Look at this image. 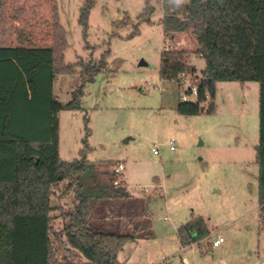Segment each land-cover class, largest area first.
Returning <instances> with one entry per match:
<instances>
[{"label":"rangeland","instance_id":"374dc122","mask_svg":"<svg viewBox=\"0 0 264 264\" xmlns=\"http://www.w3.org/2000/svg\"><path fill=\"white\" fill-rule=\"evenodd\" d=\"M54 2L69 43L64 61L93 58L96 62L106 57L107 70L84 87L82 109L58 114L60 157L69 162L81 158L89 118L88 160L110 173L118 163L125 165L119 178L133 200H102L91 216L98 228L137 230L138 239L124 245L119 260L126 264H264L257 163L259 82H218L215 112L181 115L177 111L181 96L196 101L197 95L188 93L191 82L183 85L161 78L164 46L173 44L161 25L163 0H151V22L141 21L147 0H96L86 36L79 21L85 0ZM7 9L0 11L2 19ZM44 33L36 36L31 30L25 35L49 38ZM182 41L180 47L188 51L194 77L200 80L205 60L195 52L196 39L191 33H180L174 43ZM80 84L79 73L58 74L54 98L69 102ZM202 105L208 107L207 102ZM67 183L59 184L54 197L58 233L65 222L64 211L73 209L72 195L63 194ZM124 215L131 219L130 226L126 222L113 227L125 221ZM196 217L204 218L211 236L184 245L178 230ZM219 231L224 241L214 247ZM60 256L64 264L73 260L66 248Z\"/></svg>","mask_w":264,"mask_h":264},{"label":"trees","instance_id":"16d2710c","mask_svg":"<svg viewBox=\"0 0 264 264\" xmlns=\"http://www.w3.org/2000/svg\"><path fill=\"white\" fill-rule=\"evenodd\" d=\"M95 3L85 0L81 8L79 21L85 36ZM163 8L161 25L166 36L176 39L180 33L193 34L195 52L205 60L198 80L188 51L163 52L161 78L183 84L181 75L186 74L198 87L196 101L179 102V114L215 112L218 82L260 84L257 163L259 211L264 223V0H186L179 4L163 0ZM153 12L151 0H147L141 21L151 22ZM68 44L55 5L51 48L0 47V264H64L63 248L72 256L70 264H126L119 260V252L139 236L137 230L112 232L91 222L96 203L129 199L133 194L114 171L98 170L88 160L89 118L81 158L69 162L60 157L59 112L81 110L84 87L107 70L105 55L96 62L92 58L66 63ZM76 73L81 84L72 99L67 103L55 99L56 76ZM62 181L68 182L63 194L72 195L73 209L64 211L65 222L58 233L54 197ZM177 236L182 244L190 245L211 236V230L203 217H196L181 226Z\"/></svg>","mask_w":264,"mask_h":264},{"label":"crops","instance_id":"0c3cea01","mask_svg":"<svg viewBox=\"0 0 264 264\" xmlns=\"http://www.w3.org/2000/svg\"><path fill=\"white\" fill-rule=\"evenodd\" d=\"M6 6H8V9L5 19H2V16L0 17V47L51 48L53 46V11L51 10L55 6L54 0L0 1V11ZM31 30L34 33L36 31V36L43 35V31L46 30L44 34H48L49 38L36 40L27 37V32H31ZM131 200L133 199L131 198ZM125 215L121 216V218H125V221L115 222L113 227H119L120 224L126 225V222L130 226L131 219H128V221ZM137 226L138 223L132 227V230ZM108 231L119 232L117 230ZM121 233L131 232L124 231Z\"/></svg>","mask_w":264,"mask_h":264},{"label":"built area","instance_id":"2783aa9c","mask_svg":"<svg viewBox=\"0 0 264 264\" xmlns=\"http://www.w3.org/2000/svg\"><path fill=\"white\" fill-rule=\"evenodd\" d=\"M171 40H173V44H171V45L166 44V45L164 46V50H165V51H173V50H182V49H184V48L180 47V44L182 45V44L185 43L184 41H182V43H180V42H179V43H174V39H171ZM176 45H177V46H176ZM181 77L184 79V80H183V85H185V84L188 83V82H191V78H190L188 75H186V74H182ZM191 93H194V94L197 95V93H198V87H197V85H193V87L191 88ZM188 99H189V98H188V95H187V94H183V95L181 96V100H182V101H188ZM174 143H175V140H174V139H171V141H170L171 149H174V146H173ZM157 152H158V151L155 150V153H157ZM124 168H125V165H124L122 162H120V163H118V164L115 166V168H114V172H115L117 175H120V174L122 173V171L124 170ZM115 184H119V181H116ZM223 241H224V237H223V235L221 234V231H219V232L217 233V236L215 237V239H214V241H213V245H214V247H219L220 245H222Z\"/></svg>","mask_w":264,"mask_h":264},{"label":"clouds","instance_id":"9594fccd","mask_svg":"<svg viewBox=\"0 0 264 264\" xmlns=\"http://www.w3.org/2000/svg\"><path fill=\"white\" fill-rule=\"evenodd\" d=\"M177 4H179L180 0H176Z\"/></svg>","mask_w":264,"mask_h":264},{"label":"water","instance_id":"95a60500","mask_svg":"<svg viewBox=\"0 0 264 264\" xmlns=\"http://www.w3.org/2000/svg\"><path fill=\"white\" fill-rule=\"evenodd\" d=\"M173 37H171V39H172Z\"/></svg>","mask_w":264,"mask_h":264}]
</instances>
